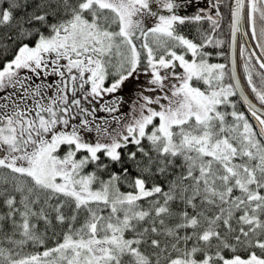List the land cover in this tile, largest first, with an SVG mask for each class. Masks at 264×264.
<instances>
[{"label":"snow or ice","instance_id":"obj_1","mask_svg":"<svg viewBox=\"0 0 264 264\" xmlns=\"http://www.w3.org/2000/svg\"><path fill=\"white\" fill-rule=\"evenodd\" d=\"M0 264H264V0H0Z\"/></svg>","mask_w":264,"mask_h":264},{"label":"flooded vegetation","instance_id":"obj_2","mask_svg":"<svg viewBox=\"0 0 264 264\" xmlns=\"http://www.w3.org/2000/svg\"><path fill=\"white\" fill-rule=\"evenodd\" d=\"M199 6L203 7L206 6L207 0H197L196 2Z\"/></svg>","mask_w":264,"mask_h":264},{"label":"rangeland","instance_id":"obj_3","mask_svg":"<svg viewBox=\"0 0 264 264\" xmlns=\"http://www.w3.org/2000/svg\"><path fill=\"white\" fill-rule=\"evenodd\" d=\"M195 2H197V0H195Z\"/></svg>","mask_w":264,"mask_h":264}]
</instances>
